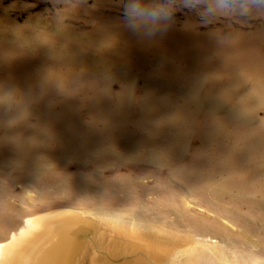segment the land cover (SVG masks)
Segmentation results:
<instances>
[{
  "label": "rangeland",
  "instance_id": "obj_1",
  "mask_svg": "<svg viewBox=\"0 0 264 264\" xmlns=\"http://www.w3.org/2000/svg\"><path fill=\"white\" fill-rule=\"evenodd\" d=\"M210 2L148 37L126 27L125 0H0V243L46 217L77 235L58 264H264L262 157L239 140L252 73L220 60L264 50V13L201 23ZM205 117L228 129L203 134Z\"/></svg>",
  "mask_w": 264,
  "mask_h": 264
},
{
  "label": "bare ground",
  "instance_id": "obj_2",
  "mask_svg": "<svg viewBox=\"0 0 264 264\" xmlns=\"http://www.w3.org/2000/svg\"><path fill=\"white\" fill-rule=\"evenodd\" d=\"M247 50L249 51L247 54L240 53L237 59L238 63L233 60L230 63L231 65L226 67L223 66V54L221 55L220 60L223 73L231 74V70L233 69H248L250 72L247 73H252V82L249 86V94L244 97V101L246 99L249 100V105H247L248 107H243L244 102H239L237 104L239 107H243V113L248 114L250 123L249 127L245 129L239 140L244 143L242 151H244L246 145L252 141L250 143L251 150L253 152L257 150L262 157L260 159L251 157L256 165H253V168H251L252 171L250 170L251 187H259L262 186V183H264V50H255L253 47H249ZM160 61L161 60H159V62ZM247 73H244L243 75ZM243 75L235 73V77L233 78L235 80H239L240 78L244 79L245 76ZM219 91L222 96H227L226 92L228 91L221 90L220 87ZM235 92H238V88L235 90ZM260 108L263 109V111H261ZM63 111L65 112L66 117H70L67 112V108H63ZM259 113H261V116H259ZM43 120L44 118H42L41 121ZM205 120L209 123V126H205L203 134H210L222 128L228 129V125L224 121L208 119L206 117ZM145 122L146 119H141L140 123L145 125ZM146 128L148 129L143 133L146 135V137L142 135L140 138V142L143 145L147 142L150 143L153 141V137L150 134L152 128L148 126ZM87 129L89 131L95 132L93 126H88ZM239 130L240 126H235L230 130L231 134H235V136L232 137H234L236 140H238L237 134ZM153 131L157 133V136L162 134L167 136V140L164 143H159L160 147L166 150L172 147L174 138L171 135H167L165 129H154ZM60 132H67L69 134L68 138L71 140H74V138L78 137V135L76 136L78 131L74 127L71 129H62ZM64 136L67 135L65 134ZM226 136H228L227 131H223L222 137ZM213 140L214 139L209 140L207 145H205L206 141H203L202 146L205 147L199 151V155L197 157L200 164L191 165L188 169L186 178L198 180V178L201 176L199 168L204 164V162L201 160V154L204 149L209 148L208 146ZM130 147L131 145H128V148ZM242 157L243 155H237L233 158L236 168L239 167V162L242 161ZM243 177L244 176H242L241 173H235L232 175V181L238 184L244 183L242 180ZM68 225L69 224L66 226ZM76 239V234H73L70 231H63L62 233V231L59 230V221L51 222L46 217L28 218L25 221V224L20 228L19 232L13 233L8 241L0 243V259L4 264H58L69 254V250L72 248V245L75 244Z\"/></svg>",
  "mask_w": 264,
  "mask_h": 264
},
{
  "label": "clouds",
  "instance_id": "obj_3",
  "mask_svg": "<svg viewBox=\"0 0 264 264\" xmlns=\"http://www.w3.org/2000/svg\"><path fill=\"white\" fill-rule=\"evenodd\" d=\"M197 10L193 0H125L123 18L126 27L135 34L151 37L164 32L174 22L178 6ZM201 23L218 14H231L249 19L264 13V0H211L199 6ZM198 12V14H199Z\"/></svg>",
  "mask_w": 264,
  "mask_h": 264
}]
</instances>
